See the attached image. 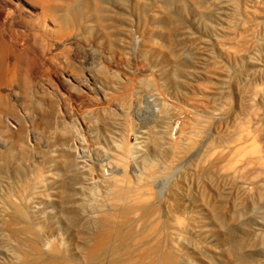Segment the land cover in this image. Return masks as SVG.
Returning a JSON list of instances; mask_svg holds the SVG:
<instances>
[{
	"label": "rangeland",
	"instance_id": "1",
	"mask_svg": "<svg viewBox=\"0 0 264 264\" xmlns=\"http://www.w3.org/2000/svg\"><path fill=\"white\" fill-rule=\"evenodd\" d=\"M67 3L59 11L60 23L67 34L64 51L58 50V58L59 53L55 52L56 59L47 55L50 56L47 63L63 64L64 70L71 67L65 70L68 76L65 78L71 80L73 94L68 95L55 82L47 86L54 81L50 69L38 72V76L49 81L47 85L38 86L32 76L28 78L29 84L22 77L24 64L19 63L15 94L0 103V264L29 263L25 260L26 249L22 248H27L30 241L37 243L40 252L44 253L50 244L61 250L66 248L69 257L77 258L88 240V216L105 198L107 190L103 181L111 177L123 182L127 179L123 183L126 193H140L143 188L136 187V180L149 177L152 171L158 172V179L142 192L154 193L175 210L173 215L179 221L177 233L184 244L182 254L192 264H264V193L260 194L264 191L255 195L258 199L254 198L253 203L248 202L247 194L257 192V186L248 180L247 171L229 173L222 168L239 145L241 131L250 132L252 128L249 138L255 134L254 112L261 108L264 118V97H254V88L264 85V75L261 76L264 74V0H73ZM68 40L73 43H66ZM63 58L66 63H61ZM246 71L250 72V78ZM233 75L241 94L231 90L234 94L229 91L227 95L231 97L221 102L222 85L225 79L233 80ZM80 80L84 85L80 86ZM75 86L79 89H73ZM88 88L95 90L91 93ZM101 101L105 103L99 105ZM163 106L165 110L168 107L169 114L162 111ZM184 108L186 111L190 108V116L182 124L173 123L174 112L180 113ZM191 122L196 127L209 123L207 126L212 128H207L210 135L208 130L204 134L205 146L199 150V156L183 162V157L188 159L191 153L185 140L194 135L185 132L184 135H189L183 139L176 137L181 126L186 131V125ZM237 123L246 126L245 131ZM230 131L239 133L229 140L233 135ZM170 143L173 147L179 145V150L172 149ZM132 144V154H126L125 147ZM209 145L219 150L214 151L217 158L210 161L208 157L214 154L207 151ZM171 149L175 151L169 152ZM180 151L183 156L179 155ZM122 157H128V161ZM176 162L183 164L177 172H168L171 163ZM245 202L249 206H243ZM13 221L24 227V234L6 230ZM20 234L29 236L23 237L25 241ZM17 242L28 245L22 247Z\"/></svg>",
	"mask_w": 264,
	"mask_h": 264
},
{
	"label": "bare ground",
	"instance_id": "2",
	"mask_svg": "<svg viewBox=\"0 0 264 264\" xmlns=\"http://www.w3.org/2000/svg\"><path fill=\"white\" fill-rule=\"evenodd\" d=\"M73 0H0V103L2 102L1 100H3V98L5 99V97H13L16 91V85L15 83L17 82V74H16V65L17 64H21L23 63V74L22 77H24V79H27L26 81H30L28 80V78L31 79L30 76H32L33 78H35L36 84L40 87L41 86H45L47 85V81L45 78L38 76V72L43 69L45 71H48V69H50L51 73L50 75H52L53 80L54 81H50L49 85H53V83L55 82L59 87H61L62 89H66L67 90V94L71 95L73 94L72 91H70V87H72V83L70 79H66L68 76L66 75V71L68 69H70L71 67L69 66V68L65 71L63 69V64L61 65L60 63H54L55 64H48L47 63V55H53L55 52L59 53V49H62V46L65 47V45H63L64 43V31H63V26L60 23V19H59V11L61 10V8L65 5H69V3L67 2H71ZM71 4V3H70ZM67 8V7H66ZM69 8V7H68ZM64 14V13H63ZM264 27V26H263ZM67 35V34H66ZM242 36V35H240ZM66 38V37H65ZM68 38V37H67ZM67 40V39H66ZM70 40V39H69ZM69 40L66 42L68 44ZM72 41V40H71ZM73 43V42H72ZM71 43V44H72ZM77 43V42H76ZM248 44V43H247ZM245 46V45H244ZM243 47V46H242ZM69 48V47H68ZM63 50V49H62ZM64 51V50H63ZM82 51V50H81ZM234 51V50H233ZM235 52V51H234ZM239 52V51H238ZM237 52V53H238ZM245 52V51H244ZM236 54V53H235ZM57 55V54H56ZM60 55V53L57 55ZM65 56V55H63ZM92 56V55H91ZM50 57V56H49ZM48 57V58H49ZM52 58V57H51ZM61 58V57H59ZM50 59V58H49ZM52 59H56V57L54 56V58ZM51 59V62H53ZM62 59V58H61ZM67 59V58H66ZM215 60V59H214ZM50 61V60H49ZM48 61V62H49ZM61 61V60H60ZM63 61L65 62L64 58L62 60L61 63H63ZM212 61V60H211ZM57 62V61H56ZM66 63V62H65ZM64 63V64H65ZM110 65V64H109ZM63 66V67H62ZM213 66V64H212ZM67 67V66H66ZM74 67V66H73ZM71 70V69H70ZM254 69H251V72ZM45 71V72H46ZM238 71V70H237ZM244 70L240 71L243 72ZM256 73V70H254ZM222 72V71H221ZM259 72V71H257ZM41 73V72H40ZM49 73V72H48ZM237 73V72H236ZM250 73V72H249ZM248 73V74H249ZM264 73V72H263ZM43 74V73H42ZM40 74V75H42ZM235 74V73H234ZM243 73H240V76ZM247 74V71H246ZM247 74V77L250 78V76ZM254 74V73H253ZM44 75V74H43ZM134 75V74H133ZM256 75V74H255ZM255 75H251V76H255ZM264 75L261 73V76ZM65 76H67L65 78ZM70 76V75H69ZM82 76V75H81ZM229 75H227L228 77ZM234 76V75H233ZM236 76V74H235ZM235 76L232 79H229L227 82V79L225 84H221L223 91V95H221V97H219L221 102H224L225 98H227L228 96L231 97L230 95H227V93L231 90L233 91L235 89V94H241L239 91V88L237 89V81H235ZM239 76V77H240ZM19 77V76H18ZM49 77V76H48ZM72 77V76H71ZM232 77V76H231ZM237 76V78H239ZM246 77V76H245ZM256 77V76H255ZM264 77V76H263ZM94 78V77H93ZM92 78V79H93ZM222 78V77H221ZM220 78V79H221ZM236 78V79H237ZM242 78V77H241ZM244 78V77H243ZM242 78V79H243ZM254 78V77H252ZM262 78V77H261ZM50 79V78H49ZM241 79V80H242ZM246 79V78H245ZM256 78H254L255 80ZM259 79V77H258ZM73 82H77L75 81V79H72ZM79 80V79H78ZM224 80V78H223ZM248 80V79H247ZM261 80V79H260ZM16 81V82H15ZM94 81V79H93ZM245 82V80H243ZM241 81L240 84L243 82ZM253 81V80H252ZM87 82V81H86ZM85 82V84H86ZM236 82V84H235ZM239 82V81H238ZM249 82V81H248ZM26 83V82H25ZM22 84V85H26V84ZM52 83V84H51ZM83 84V82H81L80 80V86ZM246 83V82H245ZM264 83V81H263ZM19 84V83H18ZM30 84V82H29ZM33 84V82H32ZM79 84V83H76ZM244 84V83H242ZM254 84V83H253ZM253 84L251 86H253ZM257 84V83H256ZM35 85V84H34ZM35 85V86H37ZM84 85V84H83ZM89 86V84H86V86ZM217 85V84H216ZM247 85V84H245ZM244 85V86H245ZM249 85V86H250ZM20 86V88L22 87L20 84L18 85ZM17 86V87H18ZM91 86V85H90ZM89 86V87H90ZM220 86V85H219ZM248 86V87H249ZM250 86V88H251ZM255 86V84H254ZM253 86V88H254ZM261 86V85H260ZM53 87V86H52ZM51 87V89H52ZM83 87V86H82ZM235 87V88H234ZM243 87V86H242ZM247 86H245L246 88ZM247 87V88H248ZM19 88V87H18ZM37 88V87H36ZM44 88V87H43ZM42 88V89H43ZM78 87H74L73 89H77ZM97 88V87H96ZM261 88L264 90V85H262V87L260 88H254L256 89L255 96L252 95L251 98L254 96L256 98H263L264 97V92L261 91ZM55 89V87H54ZM58 90V88H56ZM72 89V88H71ZM72 89V90H73ZM79 89V88H78ZM85 89V88H84ZM90 90V92L92 93L93 90H95V88L91 91L90 88H88ZM87 89V90H88ZM56 90V92H57ZM81 90V89H80ZM102 90V89H100ZM242 90V89H241ZM248 90V89H247ZM253 90V89H252ZM251 90V91H252ZM259 90V91H258ZM22 91V89H21ZM63 91V90H62ZM65 91V90H64ZM75 91V90H74ZM79 91V90H78ZM84 91V90H83ZM20 92V91H19ZM37 92V91H36ZM59 92V91H58ZM76 92V91H75ZM87 92V91H86ZM84 92V93H86ZM90 92H87L88 94ZM96 92V91H94ZM220 92V91H219ZM246 91H244L245 94ZM250 92V91H249ZM254 91H252L253 93ZM17 93V92H16ZM21 93V92H20ZM55 93V92H54ZM86 93V95H87ZM221 93V94H222ZM232 93V92H231ZM250 92V94H252ZM56 94V93H55ZM82 94V93H81ZM80 94V95H81ZM95 94V93H94ZM105 94V93H104ZM226 94V95H224ZM229 94V93H228ZM234 94V93H232ZM231 94V95H232ZM76 95V94H75ZM83 95V94H82ZM86 95L85 98H86ZM91 95V94H90ZM122 95V94H121ZM38 96V95H37ZM89 96V95H88ZM87 96V97H88ZM113 96V95H112ZM220 96V95H219ZM243 96V95H241ZM248 96V95H247ZM73 97H75L73 95ZM91 97V96H90ZM245 97V96H244ZM250 97V96H249ZM63 98V97H62ZM83 98V97H82ZM107 98V97H106ZM114 98V97H113ZM218 98V97H217ZM234 98V97H233ZM239 98V97H238ZM248 98V97H247ZM256 98H254L256 100ZM80 99V98H79ZM211 100V98H209ZM229 99V98H228ZM260 99V101H261ZM7 100V99H5ZM106 100V99H105ZM104 100V101H105ZM217 101H219L218 99H216ZM232 100V99H229ZM241 100V99H240ZM239 100V101H240ZM248 100V99H247ZM251 99H249L250 102ZM83 101V100H82ZM212 101V100H211ZM214 101V100H213ZM238 101V100H237ZM238 101V102H239ZM245 101V100H244ZM252 101V100H251ZM254 101V100H253ZM4 102V101H3ZM6 102V101H5ZM113 102V100H112ZM188 102V101H187ZM215 102V101H214ZM227 102V101H226ZM230 102V101H229ZM228 102V104H229ZM233 102V101H231ZM230 102V103H231ZM243 102V101H242ZM242 102L240 103V106L242 104ZM247 102V101H246ZM9 103V102H8ZM105 103V102H104ZM101 102H99V105L104 104ZM115 103V102H114ZM112 103V104H114ZM164 103V102H162ZM244 103V102H243ZM253 103V104H252ZM252 105H255L254 102H252ZM257 103V102H256ZM3 104V103H2ZM1 104V105H2ZM91 104V103H90ZM191 104V103H190ZM212 104V103H211ZM215 104V103H213ZM212 104V105H213ZM218 104V103H217ZM222 104V103H221ZM226 104V103H225ZM224 104V105H225ZM235 104V101H234ZM248 104V103H247ZM259 104V103H258ZM98 105V104H97ZM106 105V104H105ZM109 103H107V106L109 107ZM115 105V104H114ZM165 106H167V104H163ZM186 105V104H185ZM204 104H202L203 106ZM227 105V104H226ZM225 105V107H226ZM249 105V104H248ZM260 105V104H259ZM258 105V106H259ZM10 106V105H9ZM92 106V104H91ZM165 106H163L162 111L164 113H166L167 115V109L165 110ZM206 106V105H205ZM217 106V105H215ZM214 106V107H215ZM220 106V105H219ZM223 106V104L221 105ZM239 106V107H240ZM247 106V105H246ZM250 106V105H249ZM255 109H257V105H255ZM1 107V106H0ZM99 107V106H98ZM171 107V105H170ZM244 107V104H243ZM261 107V105L259 106ZM258 107V108H259ZM264 107V106H263ZM262 107V108H263ZM103 108V107H102ZM101 108V109H102ZM161 108V107H160ZM159 108V109H160ZM173 108V107H172ZM186 108V107H185ZM184 108V109H185ZM191 108V107H190ZM189 108V110H190ZM219 108V107H218ZM224 108V107H223ZM227 108V107H226ZM248 108V106H247ZM254 108V107H253ZM105 109V108H104ZM108 109V108H107ZM187 109V108H186ZM179 111L180 113H176L174 112V116L171 118V120H173L172 122L177 123V121H181L182 122L185 120V118L187 119V116H190V113L188 112L189 110L186 111ZM193 109V108H192ZM235 109V108H234ZM233 109V111H234ZM237 109V108H236ZM241 109V108H240ZM244 109V108H243ZM252 109V106L251 108ZM261 109V108H260ZM259 110H257V112H254V116L251 114L250 117H254V127L253 130H255V134L249 138V135L253 134L250 133L252 132V128L250 129V132H246L248 134H246L245 132H242V129H239L241 131V133L238 136V139H235L237 142H240L239 145H237L233 151H232V155L231 158H229V161H227L226 163H223L224 166L222 167L223 169H227L226 171H242L243 173L246 172L248 174V180L252 183V185H256L257 186V192L254 193H250L247 194V200L248 202L253 201V199L255 198V195L257 196L258 192L264 191V118L262 115V112ZM169 110V109H168ZM210 110V109H209ZM208 110V111H209ZM220 110V109H219ZM222 111H224V109H221ZM227 109H225L226 111ZM231 110V109H230ZM246 110V109H245ZM248 110V109H247ZM10 111V110H9ZM178 111V110H176ZM201 111V110H200ZM203 111V110H202ZM221 111V112H222ZM237 111V110H236ZM250 111V110H249ZM255 111V110H252ZM172 112V111H171ZM193 112V111H192ZM196 112V111H195ZM205 112V111H204ZM220 112V111H218ZM230 112V111H229ZM232 112V110H231ZM230 112V113H231ZM244 112V111H243ZM242 112V113H243ZM212 113H214L212 111ZM217 113V112H216ZM214 113V114H216ZM225 113V112H222ZM221 113V114H222ZM233 113V112H232ZM231 113V114H232ZM247 113V114H249ZM253 113V112H252ZM261 113V114H259ZM169 114V113H168ZM207 114V112H206ZM219 114V113H218ZM229 114V113H226ZM249 114V115H250ZM63 115V114H62ZM192 115V114H191ZM230 115V114H229ZM228 115V116H229ZM244 115V113H243ZM71 116V115H70ZM182 116V117H181ZM198 116V115H197ZM206 116V115H205ZM222 116V115H221ZM242 116V115H241ZM245 116V115H244ZM171 117V116H169ZM192 117V116H191ZM196 117V116H194ZM219 117V115H218ZM231 117V116H230ZM229 117V118H230ZM197 118V117H196ZM195 118V119H196ZM199 118V117H198ZM197 118V119H198ZM248 118V116H247ZM219 119H222L219 118ZM217 119V120H219ZM237 119H239L237 117ZM242 119V118H241ZM252 119V118H251ZM189 120V119H188ZM200 120V118L198 119ZM211 120V119H209ZM215 120V119H214ZM213 120V121H214ZM236 120V119H235ZM190 121V120H189ZM197 121V120H196ZM229 121V120H228ZM231 121V120H230ZM240 121V120H239ZM237 121V122H239ZM247 121V119H246ZM249 121V120H248ZM247 121V122H248ZM86 122V121H85ZM187 122V121H185ZM204 122V121H203ZM211 122V121H209ZM220 122V121H219ZM234 122V121H233ZM245 122V120H244ZM184 123V122H183ZM195 123V121H194ZM194 123H190L189 126L186 125L187 130L184 131L182 127L179 129L178 132V136L176 137L180 139H183V136L186 135H194L191 137L193 140H191V138H189L187 141V144L189 149H191V153L189 158H184L183 157V162H187V160H190V158L192 159V157H198L199 156V150L201 149V147L204 145L203 141L205 140L204 138V134L207 132V130L211 129L212 127H208L207 125L209 123H207L206 125L201 124V127H196ZM202 123V122H200ZM198 123V124H200ZM222 123V121H221ZM232 123V122H231ZM251 123V121H250ZM253 123V122H252ZM226 124V123H225ZM230 124V123H229ZM239 125L238 128H243V131H245V127L243 125L240 126V124H242L240 122L237 123ZM214 125V124H212ZM222 125V124H221ZM235 125V124H234ZM246 125H248L246 123ZM220 126V125H219ZM227 127L229 125H226ZM243 126V127H242ZM215 127V126H214ZM233 127V126H232ZM249 127V125L247 126V128ZM208 128V129H207ZM222 129V127H220ZM237 128V127H236ZM217 130V128H215ZM214 129V130H215ZM219 129V128H218ZM225 129V128H224ZM208 130V132H209ZM212 129V131H214ZM215 130V131H216ZM234 130V129H233ZM239 130H235V131H239ZM178 131V130H177ZM218 131V130H217ZM228 131V130H227ZM233 131V133L231 132L230 134H233L232 136H229L228 139L230 140V138H234V136L236 134H238L239 132ZM249 131V129L247 130ZM189 133L184 135V133ZM229 132V131H228ZM226 133V132H225ZM235 133V134H234ZM250 133V134H249ZM208 134V133H207ZM227 134V133H226ZM229 134V135H230ZM210 135V132H209ZM208 135V136H209ZM213 135V134H212ZM222 136V135H221ZM228 136V135H227ZM170 137V136H169ZM223 137V136H222ZM220 137V138H222ZM172 138V137H171ZM174 138V137H173ZM237 138V136L235 137ZM175 139V138H174ZM208 139V138H207ZM210 139V138H209ZM218 139V138H217ZM216 139V140H217ZM215 140V141H216ZM220 140V139H219ZM228 140V141H229ZM233 140V139H232ZM233 140V142L235 141ZM124 141V140H123ZM175 141V140H173ZM182 141V140H181ZM212 141V140H211ZM214 141V144H216ZM227 141V140H225ZM224 141V143H225ZM227 141V142H228ZM179 142V141H177ZM222 142V141H221ZM226 142V143H227ZM230 142V143H233ZM129 143V142H128ZM176 143V142H175ZM183 143V142H182ZM208 143V142H207ZM211 143V142H210ZM209 143V144H210ZM223 143V144H224ZM229 143V142H228ZM127 144V143H126ZM171 144V143H170ZM181 145V142L179 143ZM213 144V143H212ZM236 145V143H234ZM125 145V144H124ZM133 145L132 146H126L125 147V151L126 154L131 153L133 151ZM172 145V149L173 148H177L179 150L180 147H178L179 145L173 144ZM218 145V144H217ZM221 145V144H220ZM233 145V144H232ZM232 145H230V148L232 147ZM205 146V145H204ZM209 149H205V151L207 150L210 155L211 154H216L215 150V145H209ZM124 147V146H123ZM122 147V148H123ZM167 147V146H166ZM184 147V146H183ZM182 147V148H183ZM219 147V146H218ZM229 147V146H227ZM208 148V146H207ZM124 149V148H123ZM137 149V148H135ZM168 150L169 152L173 151V150ZM229 149V148H227ZM122 150V149H121ZM160 150V149H159ZM183 150V149H182ZM223 150V148H222ZM231 150V149H230ZM165 151V150H164ZM175 151V150H174ZM173 151V152H174ZM216 151V152H214ZM228 150L225 151V153ZM123 152V151H121ZM123 152V153H124ZM179 152V151H178ZM177 152V153H178ZM180 151L179 155H182ZM185 152V151H184ZM204 152V151H203ZM202 152V153H203ZM212 152V153H211ZM221 152V149H220ZM135 153V152H134ZM165 153V152H164ZM168 153V152H167ZM225 153H222L223 155ZM228 153V152H227ZM231 153V152H230ZM125 154V153H124ZM171 154V153H169ZM208 154V153H207ZM212 155L211 158H209V161L212 159V157H216V155ZM218 154V153H217ZM134 155V154H133ZM205 155V154H204ZM209 155V154H208ZM106 156V155H105ZM128 156V155H127ZM131 156V155H129ZM166 156V155H165ZM172 156V154H171ZM183 156V155H182ZM206 156V155H205ZM220 155H218L219 157ZM228 156V155H227ZM119 157V156H118ZM134 157V156H133ZM133 157H129L132 158ZM179 157V156H176ZM229 157V156H228ZM168 158V157H167ZM217 158V157H216ZM116 159V158H115ZM120 159V158H119ZM118 159V160H119ZM123 159V157L121 158ZM125 159V158H124ZM123 159V160H124ZM128 157L125 159L127 160ZM165 159V158H164ZM172 159H174L172 157ZM177 159V158H175ZM196 159V158H195ZM195 159L193 160V163L196 162ZM199 159V158H198ZM207 159V158H206ZM221 159V158H220ZM122 160V161H123ZM130 160V161H132ZM216 159H213V161ZM116 161V160H115ZM121 161V160H119ZM128 161V160H127ZM165 161V160H164ZM168 161V160H167ZM178 161V160H177ZM181 161V158H180ZM192 161V160H191ZM200 161H202L200 159ZM137 162V161H136ZM174 162V161H173ZM183 162H178L179 164L174 163L172 165L171 163V167L170 169L168 168V172L171 170L177 172L179 166L183 164ZM223 162V161H221ZM124 163V162H123ZM135 163V162H134ZM166 163V162H164ZM163 163V164H164ZM192 163V162H191ZM192 163V164H193ZM121 164V163H120ZM118 164V165H120ZM131 164V163H130ZM148 164V163H147ZM155 164V161H154ZM157 164V163H156ZM162 164V165H163ZM205 164V163H203ZM202 164V165H203ZM216 164V163H215ZM214 164V165H215ZM222 164V165H223ZM115 165L117 166L116 162ZM151 165V164H150ZM167 165V164H165ZM164 165V166H165ZM211 165V164H210ZM159 166V165H158ZM197 166V165H196ZM198 166H199V162H198ZM201 166V164H200ZM205 166V165H204ZM221 166V165H220ZM219 166V167H220ZM110 167V166H109ZM125 167V166H124ZM138 167V166H137ZM149 167V166H148ZM167 167V166H165ZM119 168L118 166L116 167V169ZM129 168V167H128ZM156 168V167H155ZM195 168V167H194ZM211 168V167H210ZM216 168V167H215ZM213 168V169H215ZM130 169V168H129ZM138 169V168H137ZM146 169V168H145ZM159 169V168H158ZM167 169V168H166ZM249 169V170H248ZM115 170V169H114ZM120 170V169H119ZM151 170H153L151 168ZM183 170V169H182ZM187 170V169H186ZM202 170V169H201ZM207 170V169H206ZM205 170V171H206ZM244 170V171H243ZM125 171V170H124ZM159 171V170H158ZM163 172V170H161ZM167 171V170H166ZM165 171V172H166ZM111 172V171H110ZM154 171H152V174L148 177V173H144L146 174L147 178H139L137 179V188L139 185V188L142 187L139 192L133 193V194H127L125 191V180L120 181V179H114V178H106L105 181H103L106 185V195L105 198L102 200L103 201L100 205H98V207H96V209L94 211H91L92 213L89 214L88 216V223L89 224V236H88V240L85 242L79 256L75 259L69 257V252L67 253L65 250L66 248H64L63 250H61L62 248H58V247H51L50 244L48 245L49 247H45V249H41L44 251L40 252L38 246H36V242L35 241H30V243H28L26 247H23L21 243H19L23 248L26 249V251H24L25 255L27 256L25 258V260H28L29 263L27 264H189L191 263L183 254H182V249L184 248V244L181 242V240L179 239V233H177V231H179L178 227H179V221L176 220V217H174L173 213L175 212L174 209H171L168 205V203L166 202H162L161 199H159V196L156 197L151 193L147 192L143 193L142 191H145V188L147 186H149V184L151 185V182H154L156 179H158L157 174L153 173ZM156 172V171H155ZM215 172V171H214ZM117 173V172H116ZM127 173V172H126ZM137 173V172H136ZM160 173V172H159ZM167 173V172H166ZM166 173H161L162 174H166ZM183 173V172H182ZM223 173V171H222ZM220 173V174H222ZM230 173V172H229ZM241 173V172H240ZM150 174V173H149ZM216 174V173H215ZM226 174V173H224ZM113 175V174H112ZM121 175V174H119ZM159 175V174H158ZM171 175V174H170ZM213 175V174H212ZM231 175V174H230ZM237 174H234V176H236ZM129 176V175H128ZM145 176V175H144ZM196 176V174H195ZM218 176L219 178V174L216 175V177ZM221 176V175H220ZM223 176V175H222ZM226 176V175H225ZM224 176V178H225ZM180 177V176H179ZM209 177V176H208ZM228 177V176H226ZM246 177V176H245ZM119 178V177H118ZM123 178V177H122ZM166 178V177H165ZM175 178V177H174ZM181 178V177H180ZM230 178V177H229ZM159 179H163L161 176L159 177ZM213 179V178H212ZM221 179V178H220ZM232 179V178H231ZM247 179V178H246ZM123 180V179H122ZM144 180V181H143ZM216 180V179H215ZM229 180V179H228ZM235 180V179H234ZM247 180V181H248ZM129 181V179H128ZM127 181V182H128ZM158 181V180H157ZM222 181V180H221ZM246 181V182H247ZM223 182V181H222ZM233 182V180H232ZM244 182V179H243ZM124 183V184H123ZM157 183V182H156ZM174 183V182H173ZM249 183V182H248ZM129 185V182L127 183ZM155 184V183H152ZM175 185V184H174ZM181 185V184H180ZM215 185V184H214ZM246 185V184H245ZM251 186V184H250ZM128 187V186H127ZM153 187V185H152ZM241 187V186H240ZM247 187V186H246ZM249 187V186H248ZM129 188V187H128ZM133 188V186H132ZM136 188V189H137ZM150 187L146 188L149 189ZM184 188V187H183ZM214 188V187H213ZM250 188V187H249ZM134 189V190H136ZM199 189V188H198ZM239 189V188H238ZM132 190V192L134 191ZM184 190V189H183ZM104 191V190H102ZM129 190H127L128 192ZM150 191V190H149ZM201 191V190H200ZM253 191V190H252ZM204 193V192H203ZM264 192L260 193L263 194ZM182 194V193H181ZM194 194V193H193ZM259 194V195H260ZM30 195V194H29ZM100 195V194H99ZM167 195V194H166ZM183 195V194H182ZM192 195V194H191ZM97 196V195H96ZM177 196V195H176ZM190 196V195H188ZM194 196V195H193ZM95 197V196H94ZM246 197V196H245ZM175 198V197H174ZM190 198V197H189ZM95 199V198H94ZM183 199V198H182ZM246 199V198H245ZM258 199V198H255ZM260 199V198H259ZM28 200V199H27ZM178 201V199H177ZM257 201V200H256ZM172 202V201H171ZM170 202V203H171ZM247 202V201H246ZM246 202L245 205L246 206ZM254 202V201H253ZM251 202V203H253ZM205 203V202H204ZM256 203V202H255ZM2 204V203H1ZM10 204V203H9ZM178 204V203H177ZM206 204V203H205ZM250 204V203H247ZM180 205V203H179ZM94 206V205H93ZM171 206V205H170ZM173 206V205H172ZM237 206V205H236ZM249 206V205H247ZM246 206V207H247ZM256 206V204H255ZM7 207V206H6ZM234 207V206H233ZM251 207V206H250ZM180 208V207H179ZM237 208V207H236ZM32 209V208H31ZM234 209V208H233ZM7 210V209H6ZM9 210V209H8ZM26 210V209H25ZM5 211V210H4ZM15 211V210H14ZM22 210H20L21 212ZM177 211V210H176ZM182 212V211H181ZM250 212V211H249ZM9 213V211H8ZM16 213V212H15ZM86 213V212H85ZM180 213V212H179ZM12 214V213H11ZM10 214V215H11ZM14 214V213H13ZM19 214V213H17ZM175 214V213H174ZM177 214V213H176ZM9 215V216H10ZM21 215V214H20ZM27 215V214H26ZM97 215H101V218H97ZM17 216V215H16ZM23 217V214L21 215ZM21 216H17L21 217ZM193 216V215H192ZM231 216V215H230ZM243 216V215H242ZM14 217V215L12 216ZM100 217V216H99ZM20 219V218H19ZM25 219V217L23 218ZM177 219L179 220V218L177 217ZM10 220H12L11 218H9V222ZM14 221H17L16 219H13ZM21 220V219H20ZM29 220V219H28ZM2 221V220H1ZM12 222L9 225H7L8 227L6 228V230H10L11 233H21L24 234V230H22V228L24 229V227H18L17 226V222ZM20 223V222H19ZM24 223V221H23ZM21 224V223H20ZM3 225V224H2ZM6 225V224H5ZM24 225V224H23ZM20 226V225H19ZM25 226V225H24ZM181 226V225H180ZM21 228V229H20ZM26 228V227H25ZM87 228V227H86ZM184 228V227H183ZM182 228V229H183ZM188 228V227H187ZM27 229V228H26ZM181 229V228H180ZM1 230V229H0ZM5 230V231H6ZM7 230V231H8ZM88 230V229H87ZM23 231V232H22ZM26 231V230H25ZM39 231V230H38ZM9 232V231H8ZM28 232V231H26ZM25 232V233H26ZM7 233V232H6ZM32 233V232H31ZM34 233V231H33ZM32 233V234H33ZM40 233V232H39ZM2 234V233H1ZM20 234V237H21ZM29 234V233H27ZM12 235V234H11ZM18 235V234H17ZM31 235V234H29ZM27 235V236H29ZM35 235V234H34ZM33 235V236H34ZM13 236V235H12ZM23 237L26 235H22ZM26 236V237H27ZM37 236V235H35ZM34 236V237H35ZM15 237V236H14ZM19 237V238H20ZM21 237V238H23ZM32 237V236H31ZM32 237V238H34ZM182 239V236H180ZM30 238V237H29ZM30 238L31 240H34ZM36 238V237H35ZM38 238V237H37ZM42 238V237H41ZM25 241L26 239L23 238ZM37 240V239H36ZM17 241V239L15 240ZM14 241V242H15ZM29 241V239H28ZM27 241V242H28ZM50 241V240H49ZM183 241V240H182ZM22 242V241H21ZM24 242V243H27ZM53 242V241H51ZM56 242V241H55ZM23 243V242H22ZM36 243V244H35ZM40 243V242H39ZM187 243V242H186ZM41 244V243H40ZM39 244V245H40ZM14 245V244H13ZM24 245V246H25ZM54 245V244H51ZM188 245V244H187ZM11 246V245H10ZM44 246V245H43ZM42 246V247H43ZM60 246V245H59ZM65 246V245H64ZM236 247V246H235ZM18 248V247H17ZM195 248V247H192ZM69 249V248H68ZM65 250V251H64ZM22 252V250H20ZM198 251V250H197ZM201 251V250H200ZM73 253V252H72ZM204 255V254H203ZM21 259V258H20ZM24 262V261H22ZM19 263V262H18ZM21 263V262H20ZM19 263V264H20ZM26 264V261L24 262ZM192 264V263H191Z\"/></svg>",
	"mask_w": 264,
	"mask_h": 264
}]
</instances>
